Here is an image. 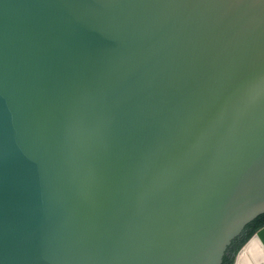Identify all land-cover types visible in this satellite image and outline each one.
<instances>
[{
    "label": "water",
    "instance_id": "obj_1",
    "mask_svg": "<svg viewBox=\"0 0 264 264\" xmlns=\"http://www.w3.org/2000/svg\"><path fill=\"white\" fill-rule=\"evenodd\" d=\"M262 214L264 0H0V264H222Z\"/></svg>",
    "mask_w": 264,
    "mask_h": 264
},
{
    "label": "trees",
    "instance_id": "obj_2",
    "mask_svg": "<svg viewBox=\"0 0 264 264\" xmlns=\"http://www.w3.org/2000/svg\"><path fill=\"white\" fill-rule=\"evenodd\" d=\"M263 227L264 214L246 225L242 233L232 241L225 253L222 264H235L237 255L242 247Z\"/></svg>",
    "mask_w": 264,
    "mask_h": 264
}]
</instances>
